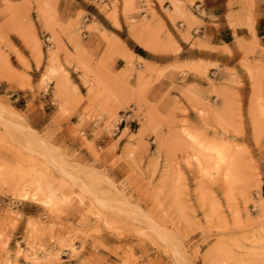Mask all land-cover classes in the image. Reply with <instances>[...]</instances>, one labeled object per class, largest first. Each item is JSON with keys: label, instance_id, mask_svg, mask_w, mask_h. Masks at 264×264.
Segmentation results:
<instances>
[{"label": "rangeland", "instance_id": "obj_1", "mask_svg": "<svg viewBox=\"0 0 264 264\" xmlns=\"http://www.w3.org/2000/svg\"><path fill=\"white\" fill-rule=\"evenodd\" d=\"M156 1L183 39L199 25L196 0ZM104 17L154 54L180 50L153 0H0V264H264L258 46L240 62L248 94L170 66L212 85L193 122L147 100L164 71L135 67L121 41L102 33L85 56Z\"/></svg>", "mask_w": 264, "mask_h": 264}, {"label": "crops", "instance_id": "obj_2", "mask_svg": "<svg viewBox=\"0 0 264 264\" xmlns=\"http://www.w3.org/2000/svg\"><path fill=\"white\" fill-rule=\"evenodd\" d=\"M178 1L183 2L184 0ZM250 1L196 0L195 2L200 3L203 10L197 13L192 8L191 12L195 19L190 20L199 25L193 28L190 35H188L187 26L181 25L182 32L187 37L183 39L174 31L171 21L157 1L153 0L160 20L176 39L180 49L176 55L150 52L132 37L123 22L120 28H116L105 17L103 19L105 22L99 20L98 30L92 32L83 30L84 39L79 48L84 51L85 56L95 55L99 58L107 46V42L101 36L102 33H106L113 42L115 39L121 41L128 50L135 67L142 70L146 63L151 68L164 71V75L157 81H155V74H145V80L150 78V82L155 81L147 92V100L156 105L160 113L164 115L176 106L182 108L185 110L184 115L179 113L177 117L180 119L184 117V119L195 122L197 114L193 107L210 99L212 85L204 76H200L195 71H187L186 76L181 71L170 69V66L175 64L190 66L202 72L208 67L210 80L223 82L229 86L228 88H234V83L242 82L244 87L236 89L242 94H248V75L240 67V62L245 58L244 50L258 46L257 53L261 54V59L264 58V3L256 6ZM166 5L172 10L170 0H167ZM246 18L252 20L251 27L242 23ZM91 19V17L86 18L88 21ZM45 63V61L42 62L43 66L46 65ZM32 65L36 69L34 63ZM114 65L120 74H124L131 67L130 62L122 58H116ZM71 75H75L78 79L80 72L71 70ZM136 80L135 75L132 81L136 83ZM77 81V86L82 90L84 86L79 80ZM94 128L92 126V129Z\"/></svg>", "mask_w": 264, "mask_h": 264}, {"label": "built area", "instance_id": "obj_3", "mask_svg": "<svg viewBox=\"0 0 264 264\" xmlns=\"http://www.w3.org/2000/svg\"><path fill=\"white\" fill-rule=\"evenodd\" d=\"M193 9H194V11L195 12H202V10H203V8H202V6L200 5V3H197L194 7H193ZM47 40H49V39H47Z\"/></svg>", "mask_w": 264, "mask_h": 264}]
</instances>
